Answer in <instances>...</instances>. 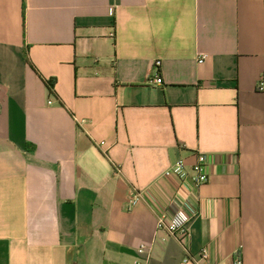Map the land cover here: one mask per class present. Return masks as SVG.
I'll return each instance as SVG.
<instances>
[{
  "label": "crops",
  "instance_id": "obj_1",
  "mask_svg": "<svg viewBox=\"0 0 264 264\" xmlns=\"http://www.w3.org/2000/svg\"><path fill=\"white\" fill-rule=\"evenodd\" d=\"M261 79L264 0H0V264H264Z\"/></svg>",
  "mask_w": 264,
  "mask_h": 264
},
{
  "label": "built area",
  "instance_id": "obj_2",
  "mask_svg": "<svg viewBox=\"0 0 264 264\" xmlns=\"http://www.w3.org/2000/svg\"><path fill=\"white\" fill-rule=\"evenodd\" d=\"M205 55H202L200 61L203 60ZM158 64L156 63V72L154 81L159 80V70ZM258 91H264V79H261L257 85ZM103 144V141L100 142ZM211 162V157L205 152H198L195 157V161L191 165H187L183 159H177L171 166H169L165 171V176H174L180 179V181H190L194 187H199L205 183L209 178L208 166ZM144 192L137 188H133L131 198L127 204V210H131L132 207L143 197ZM192 214L186 211L185 207L178 206L171 213L160 212L157 218L156 227L158 230H162L168 235L175 237L188 251V238H189V227L188 224L191 220ZM150 244L141 243L137 251L138 253H147L150 251ZM209 253L206 249L201 250L197 255L190 256L194 264H209ZM233 264H243L242 256L240 251L236 252L233 259Z\"/></svg>",
  "mask_w": 264,
  "mask_h": 264
},
{
  "label": "trees",
  "instance_id": "obj_3",
  "mask_svg": "<svg viewBox=\"0 0 264 264\" xmlns=\"http://www.w3.org/2000/svg\"><path fill=\"white\" fill-rule=\"evenodd\" d=\"M42 79H43L44 83L46 84V86H47L48 90L50 91V93L52 95H54L55 92H54V84H53V82L50 79H45L44 77H42ZM60 103L63 104L62 101Z\"/></svg>",
  "mask_w": 264,
  "mask_h": 264
}]
</instances>
